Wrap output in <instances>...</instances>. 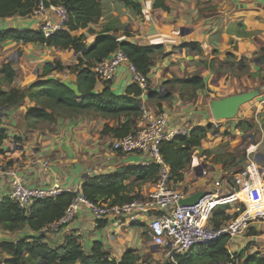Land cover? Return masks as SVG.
Segmentation results:
<instances>
[{"label":"crops","instance_id":"crops-1","mask_svg":"<svg viewBox=\"0 0 264 264\" xmlns=\"http://www.w3.org/2000/svg\"><path fill=\"white\" fill-rule=\"evenodd\" d=\"M134 2L139 10L123 0H102L99 24L92 26V32L81 30L77 35L84 34L90 47L104 28L112 25L121 40L164 48V55L157 57L148 74V90L136 98L141 116L62 111L53 122L29 128L28 111L35 103L26 99L12 108L0 107L6 108L0 111V132L7 136L0 154V203L9 198L16 177L29 187L59 183L67 192H78L90 178L154 164L148 155L119 154L112 145L122 135L124 124L130 122L134 132L145 124V111L165 112L171 127H186L191 132L200 126H213L201 146L192 149L184 180L175 187L188 198L198 192H212L220 183L221 196L239 198L228 205L226 212L233 219L224 226L229 225L245 208L244 186L259 184L264 189V0H168V10H155L154 0ZM54 20L52 10L0 19V31H41L44 24ZM79 57L72 50L8 41L0 49V68L11 63L18 75L15 87L22 89L57 62L73 66ZM51 74L63 84L77 85L76 74ZM193 76H201L205 87L194 92L177 82ZM132 84L124 65L109 82L116 96H125ZM0 88L9 89L1 83ZM104 89V83L99 82L95 94ZM253 90H260L259 97L242 106L234 120L210 123L213 101ZM237 179H242L243 185L237 186ZM125 184V195L134 200L146 198L155 189V181L140 182L136 177ZM249 205L252 211L257 208L254 202ZM220 209L214 211L212 219ZM151 219L152 215H116L95 226L92 211L80 205L73 222L58 233L46 234L45 242L54 249L62 246L67 236H75L86 253L94 243H100L103 251L118 261L129 250H137L147 263L158 253L165 263L167 259L149 236ZM33 235L27 228L12 233L0 228V245ZM249 245L251 254L258 252L264 257V222L254 221L244 234L230 237L227 249L231 254L240 253Z\"/></svg>","mask_w":264,"mask_h":264},{"label":"trees","instance_id":"trees-1","mask_svg":"<svg viewBox=\"0 0 264 264\" xmlns=\"http://www.w3.org/2000/svg\"><path fill=\"white\" fill-rule=\"evenodd\" d=\"M102 0H51L53 5L62 4L68 11L69 21L66 28L53 35H45L42 31H0V49L8 41L21 44L41 45L60 50H72L80 57L78 63L73 66H64L57 62L49 72L76 74L77 85L82 99L77 100L74 92L61 81L52 77L45 69L43 75L38 76L29 85L22 89L15 87L17 72L11 63L0 68V83L9 87L7 91L0 88V107L12 108L21 105L26 99L35 103V108L28 111V126L34 128L40 122H53L55 115L65 111L70 114L95 113L120 117L128 115L139 117L142 114L141 107L136 98L142 95V90L132 84L125 96L114 95L109 82L102 81L93 71L92 67L112 56L117 51H123L138 70L147 75L157 57L164 55L162 46H140L130 41L121 40L116 35V29L112 25L104 28L100 36L90 47L86 45V36L77 35L81 30L92 32V26L99 24L102 16ZM127 5L139 10V5L134 0H123ZM168 0H154L155 10H168ZM41 0H0V19L14 17H27L33 15L38 9ZM264 61V57H262ZM104 83L105 89L95 94L97 84ZM182 86L192 88L195 92L205 87V81L201 76L177 80ZM168 95L165 99L169 98ZM131 123L122 126L124 138L131 132ZM264 131V116L262 120ZM213 131L211 124L195 128L187 136L177 137L172 141L161 145V155L169 166L172 183L180 184L184 180V172L191 162V151L200 147ZM114 132H117L114 131ZM7 139L5 131L0 132V154L2 145ZM159 175L157 164H151L136 170H121L111 176L90 178L82 186L80 193L94 204L122 205L134 201V198L125 195L127 185L132 177L137 181H156ZM77 193L64 192L55 198L39 200L32 204L29 212L21 209L9 198L0 203V228L7 232H16L29 229L34 233L13 242H5L0 245V251L6 255V264H149L143 260L137 250H129L121 260H115L103 251L100 243H94L90 253H86L79 239L75 236H67L62 246L51 248L45 242L44 229L58 222L66 210L73 203ZM228 205L222 206L213 228L219 229L233 217L226 211ZM244 209H242L243 211ZM238 216L236 214L234 218ZM230 240L224 236L214 244L195 252L191 249L184 255L176 257L177 264H264V257L259 253H250V245L240 253L231 254L227 249ZM164 264H173L169 260Z\"/></svg>","mask_w":264,"mask_h":264},{"label":"built area","instance_id":"built-area-1","mask_svg":"<svg viewBox=\"0 0 264 264\" xmlns=\"http://www.w3.org/2000/svg\"><path fill=\"white\" fill-rule=\"evenodd\" d=\"M46 1L50 3V8H45L41 0L34 14H43L49 10L55 13L56 20L47 22L41 30L49 36L66 28L69 14L64 5H53L51 0ZM123 65L127 66L131 74L132 83L142 91H147L148 76L142 74L121 50L115 51L110 58L95 64L92 71L102 81L110 82L116 70ZM144 114L145 124L124 138L114 141L112 149L124 155H148L159 167L154 191L144 199H136L122 205L94 204L81 193L74 192L77 196L73 203L58 222L44 229L46 234L58 233L63 227L71 224L80 205H85L92 211L95 226L105 219H114L116 215H152L149 236L153 244L159 248L167 261L177 264L176 257L188 253L191 249L211 246L224 236L242 235L252 222H264V189L259 184L244 186L242 193L247 197L243 200L244 210L236 220L219 229L209 226L214 211L239 199L235 195L221 196L218 191L220 183L215 184L216 190L205 193L197 205L181 207L179 203L185 197L172 183L170 168L161 155V145L177 137L187 136L190 131L186 127H171L165 112L150 114L145 111ZM236 185H243V180L237 179ZM64 192L67 191L59 183L29 187L23 179L16 177L9 199L29 212L35 202L55 198ZM249 202L256 203L257 208L254 211L251 210Z\"/></svg>","mask_w":264,"mask_h":264},{"label":"water","instance_id":"water-1","mask_svg":"<svg viewBox=\"0 0 264 264\" xmlns=\"http://www.w3.org/2000/svg\"><path fill=\"white\" fill-rule=\"evenodd\" d=\"M43 4L45 8L47 9L50 8V3L47 2L46 0H43ZM64 85L70 88L74 92L75 98L77 100L82 99L78 85L71 84L68 82H64ZM259 95H260V90H253L250 92L213 101L210 104L211 112L213 115V118L210 121V123L234 120L238 116L241 107L258 98ZM5 109L6 108H0V111ZM239 140L240 138H238L237 141ZM77 193L79 194L80 190ZM204 196H205L204 192H198L193 196L181 200L179 205L181 207H189V206L197 205Z\"/></svg>","mask_w":264,"mask_h":264},{"label":"rangeland","instance_id":"rangeland-1","mask_svg":"<svg viewBox=\"0 0 264 264\" xmlns=\"http://www.w3.org/2000/svg\"><path fill=\"white\" fill-rule=\"evenodd\" d=\"M200 249H195L197 252ZM166 262V261H165ZM0 264H6V255L0 251ZM30 264H33L32 262ZM149 264H164V260L162 259V255L158 253L157 257L153 261H149Z\"/></svg>","mask_w":264,"mask_h":264}]
</instances>
